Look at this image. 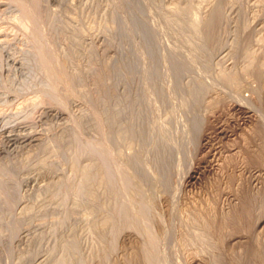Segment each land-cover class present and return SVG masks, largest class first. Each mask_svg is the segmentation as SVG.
<instances>
[{
  "label": "rangeland",
  "instance_id": "rangeland-1",
  "mask_svg": "<svg viewBox=\"0 0 264 264\" xmlns=\"http://www.w3.org/2000/svg\"><path fill=\"white\" fill-rule=\"evenodd\" d=\"M0 128V264H264V0H0Z\"/></svg>",
  "mask_w": 264,
  "mask_h": 264
},
{
  "label": "bare ground",
  "instance_id": "bare-ground-1",
  "mask_svg": "<svg viewBox=\"0 0 264 264\" xmlns=\"http://www.w3.org/2000/svg\"><path fill=\"white\" fill-rule=\"evenodd\" d=\"M235 1V0H234ZM246 1V0H245ZM262 3V2H261ZM237 4V3H236ZM243 4H245V3H243ZM239 5V4H238ZM246 6H247V4H246ZM250 6V5H249ZM236 7V6H235ZM241 8V7H240ZM261 8V7H260ZM262 9V8H261ZM240 10V9H239ZM238 10V11H239ZM230 17V16H229ZM258 18V17H257ZM219 92V91H218ZM221 97V96H220ZM232 101V100H231ZM250 103V102H249ZM122 109H123V107L122 108H120L119 110H118V112L120 113V112H122ZM231 109H232V112L234 111L235 113H236V115H238V119H239V121H240V123L241 124H246V123H248V122H250L251 121V119H252V117L253 116H251V113H252V110L249 108V107H246L244 104H241V103H239V104H236V105H234L233 107H231ZM258 111V110H257ZM254 113H256L255 111H254ZM234 114V113H233ZM234 116H235V114H234ZM254 116H255V114H254ZM256 116H258L257 114H256ZM256 116H255V118H256ZM134 119H136V120H138V119H141V115H140V113H138V112H136V117H134ZM232 121V120H231ZM233 122H235V120L233 121ZM258 122V121H257ZM236 124V123H235ZM234 124V125H235ZM219 125H220V123H219ZM223 126L225 125V124H222ZM251 125V124H250ZM253 125V124H252ZM217 126V125H216ZM223 126H218L217 128H216V130L213 132V133H215V134H212L211 132V134H206L205 135V137H204V139H203V141H205V143H204V145H205V148H204V150H205V152L206 153H204L205 155L207 154L208 156H209V158H208V160L206 161V159H205V161H203L202 163H200L201 165L200 166H198L197 167V171L196 172H194V175L191 177V179L192 180H195V181H197L201 176H202V174H204V173H207V172H210L211 171V169H212V167L213 166H215L216 165V161L218 160V148L220 147L218 144L222 141V140H226V138H230V136H231V134H230V132H232V131H228L227 129H225V128H223ZM227 127V126H226ZM236 127V126H235ZM238 127V126H237ZM230 128V127H229ZM242 128H243V126H242ZM1 129V128H0ZM232 129V128H231ZM234 129V128H233ZM236 130V129H235ZM213 131V130H212ZM234 132V131H233ZM236 132V131H235ZM11 133V132H10ZM233 134V133H232ZM237 134V133H236ZM235 134V135H236ZM8 140L9 141H11V142H13V144H15V143H20V145H21V143H30V142H34V141H36V139L34 138V137H27V136H25V137H21V138H18V137H16V136H14V135H12V134H9L8 136ZM233 138V137H232ZM34 139V140H33ZM229 140V139H228ZM242 142V141H241ZM12 144V143H11ZM158 145L156 146V151H157V157L159 158L158 160H160V162H162V154L165 152V147H164V145L162 144V143H157ZM231 144V143H230ZM235 144V143H234ZM225 146H227V145H225ZM224 146V147H225ZM241 146V145H240ZM239 146V147H240ZM222 147H223V145H222ZM223 147V148H224ZM231 148H233V147H231ZM230 148V149H231ZM234 150V149H233ZM227 151V150H226ZM225 151V152H226ZM232 151V150H231ZM222 152H223V150H222ZM221 152V153H222ZM220 153V152H219ZM224 154V153H223ZM202 156V155H201ZM200 156V157H201ZM203 157V156H202ZM205 157V156H204ZM204 159V158H203ZM200 161V160H199ZM222 161V160H221ZM232 162V161H231ZM218 163V162H217ZM194 165V164H193ZM199 165V164H198ZM194 167V166H193ZM191 169V168H190ZM189 170V169H188ZM224 170V169H223ZM226 170V169H225ZM218 171V170H217ZM249 173V172H248ZM204 176V175H203ZM222 177V176H221ZM191 180V181H192ZM189 181H190V179H189ZM189 185V184H188Z\"/></svg>",
  "mask_w": 264,
  "mask_h": 264
}]
</instances>
